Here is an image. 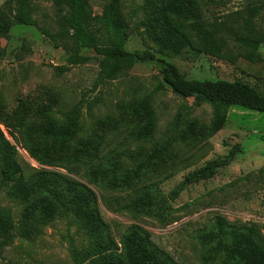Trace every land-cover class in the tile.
Here are the masks:
<instances>
[{"label": "rangeland", "instance_id": "rangeland-1", "mask_svg": "<svg viewBox=\"0 0 264 264\" xmlns=\"http://www.w3.org/2000/svg\"><path fill=\"white\" fill-rule=\"evenodd\" d=\"M89 1L101 16L110 0ZM122 13L129 26V51L150 50L187 79H240L264 93V42L249 58V51L234 40L237 32L245 33L246 21L264 34V0H122ZM33 15L35 26L16 25L0 42V141L3 137L15 147L16 160L28 172H60L87 184L75 164L33 159L19 129L20 124L32 127L51 119L64 125L66 115L80 106L81 137L91 145L85 154H132L127 167L134 187L107 191L112 205L90 185L120 251L128 228L139 225L151 234L157 250L177 264H250L252 258L264 264V249L250 240L246 252L247 236L230 228L256 226L264 233V189L248 178L264 169V113L240 107L216 110L205 101L183 98L165 83L158 61H139L116 80L101 83L95 52L84 51L85 63L72 65L65 43L53 41L60 17L54 4L34 0ZM172 20L185 22L195 41L194 28L201 32L206 49L174 34ZM223 22L236 29L217 31ZM5 151L0 146V208L11 213L14 238L0 252V264H74L72 246L88 245L87 234L73 219L40 220L32 199H18L19 172L5 160ZM233 151L234 161L212 177L194 178L208 162ZM149 154H170V162L139 171L137 165ZM69 167L80 174L70 173ZM146 186L166 196L168 218L116 211V199ZM169 258L165 264H172Z\"/></svg>", "mask_w": 264, "mask_h": 264}, {"label": "trees", "instance_id": "trees-1", "mask_svg": "<svg viewBox=\"0 0 264 264\" xmlns=\"http://www.w3.org/2000/svg\"><path fill=\"white\" fill-rule=\"evenodd\" d=\"M50 1L60 13L59 32L51 36L56 46L58 40L65 43L69 55L68 62L72 65L85 63L86 58L82 54L84 51L95 52L100 57L99 82L116 80L139 61H158L162 66L165 83L175 94L183 98L197 102L205 101L216 110L240 107L264 113V93L244 80L187 79L175 64L158 58L150 50L129 51L126 48L129 26L122 13V0H110L101 16L93 13L89 0ZM33 2L34 0H6L0 6V42L3 38H9L12 28L16 25H36ZM170 24L172 32L187 40L192 47L206 49V44L201 40V32L194 28L196 31L194 37L201 42L197 44L193 39L192 30H186L185 22L172 20ZM235 29L227 22L217 25V31L229 33ZM243 29L245 33L237 32L234 40L242 48H246L249 51L247 57L252 58L264 42V34L253 28L250 21L245 22ZM69 41L72 44H69ZM81 118V108L77 106L66 115L67 122L64 125L51 119L32 127L20 124L19 129L22 130L23 146L28 149L33 159L41 164L59 163L66 167L75 164L83 171L82 176L87 184L60 172L37 169L28 172L16 160L15 147L1 138L3 141H0V146L6 150L5 160L19 172L18 185L21 191L18 199L28 203L32 199L40 220L51 222L58 218L73 219L80 230L87 234L88 245L72 246L71 256L74 264H125V261L129 264H165L166 258L169 257L157 250L151 241V234L139 225H131L121 238L123 245L121 251L113 239L102 217L99 197L90 185L98 188L104 201L112 205L113 200L107 191L118 189L124 191L134 187L131 181L132 171L127 167L132 154H99L98 151L85 154L91 145L81 137L84 130ZM235 154L233 151L225 158L208 162L195 172L194 178L212 177L218 169L232 163ZM169 158L170 154L168 156L162 154L160 158L149 154L148 159L137 166L139 171H144L147 167H153L160 162L166 165ZM66 169L70 173L80 174L72 167ZM248 178L258 181L264 189V169L250 174ZM128 195L129 198L118 197L121 201L116 199L118 205L116 211L127 212L135 217L144 212L154 213L164 219L169 217L168 200L158 190L146 186L134 188ZM230 228L247 236L246 252L251 246L250 240L264 249V233L261 232V227L233 224ZM13 238L11 213L0 208V252L11 245ZM222 241V237L219 236V242ZM259 255L263 257V253ZM169 260L172 264H177L172 258ZM249 263L261 264L254 258L250 259Z\"/></svg>", "mask_w": 264, "mask_h": 264}]
</instances>
